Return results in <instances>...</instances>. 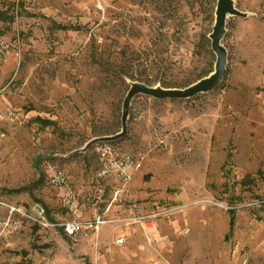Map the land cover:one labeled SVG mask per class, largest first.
Listing matches in <instances>:
<instances>
[{"label":"rangeland","instance_id":"374dc122","mask_svg":"<svg viewBox=\"0 0 264 264\" xmlns=\"http://www.w3.org/2000/svg\"><path fill=\"white\" fill-rule=\"evenodd\" d=\"M0 2L10 44L0 67V264H264V0H233L247 17L226 19V71L214 90L131 102L115 143L142 163L115 216L133 205L180 209L155 219L147 236L104 225L96 239L36 228L9 208L40 203L49 218L67 217L59 190L46 184L47 161L67 175L87 216L105 185L94 179L93 147L79 150L96 134L120 132L136 82L121 74L184 88L212 72L216 57L201 37L212 31L216 0ZM39 178L37 201L7 192Z\"/></svg>","mask_w":264,"mask_h":264},{"label":"built area","instance_id":"2783aa9c","mask_svg":"<svg viewBox=\"0 0 264 264\" xmlns=\"http://www.w3.org/2000/svg\"><path fill=\"white\" fill-rule=\"evenodd\" d=\"M1 9L2 3L0 2V11ZM9 50V42L0 33V67ZM92 151L98 163L94 179L98 184L104 183L105 186H97L98 195L91 200L94 210L91 217H81L79 196L73 191L69 178L59 167L52 166L47 161L42 162L46 184L59 190L62 207L67 217L60 220L49 218L46 208L40 203H33L28 208L11 206L10 214L20 216L40 229L58 230L66 237L81 235L94 236L96 239L104 225H118V227L126 228L138 226L146 233L154 228L155 219L180 209H171L166 213L165 211L145 213L139 206L133 205L126 210L124 216L111 214L113 207L118 203V196L128 188L141 168L142 160L131 153L123 152L115 142L98 143L93 146ZM109 187H113L114 190L109 201L103 202L101 198Z\"/></svg>","mask_w":264,"mask_h":264},{"label":"water","instance_id":"95a60500","mask_svg":"<svg viewBox=\"0 0 264 264\" xmlns=\"http://www.w3.org/2000/svg\"><path fill=\"white\" fill-rule=\"evenodd\" d=\"M227 17L246 18L247 14L238 11L233 0H216L214 10V23L211 33L207 36L210 48L216 57L213 71L205 78L198 80L183 89H165L159 85L149 87L138 82H130L123 102L121 112V130L113 136L96 137L90 140L79 152H86L98 143H112L122 139L127 133V120L131 102L137 96H146L156 100H189L199 94H206L214 90L223 80L227 64V52L221 45L225 34Z\"/></svg>","mask_w":264,"mask_h":264},{"label":"trees","instance_id":"16d2710c","mask_svg":"<svg viewBox=\"0 0 264 264\" xmlns=\"http://www.w3.org/2000/svg\"><path fill=\"white\" fill-rule=\"evenodd\" d=\"M59 28L61 29H64L62 28L61 26H58ZM209 35V34H208ZM201 45L202 47L206 50V48H208L209 46V40H208V37L207 35H202L201 37ZM206 53L209 54V50L206 51ZM211 73V70H207L206 72H204L199 78L198 80L202 79V78H205L207 77L209 74ZM121 75H124L126 76L128 79L132 80V81H136L138 83H142V84H145L146 86H149V87H153L152 85H150V82H147V81H142V80H133L132 76L129 75V74H121ZM197 80V81H198ZM196 81V82H197ZM195 83V82H194ZM191 84L193 83H190V84H187L186 86H184V88L190 86ZM159 86L162 87V88H165V89H183V88H179V87H176V86H173L171 84H168L166 82H159ZM42 123H44L46 126H49L52 124V122L50 121H47V120H41ZM119 132H110V131H104L102 133H99V134H96L95 137H103V136H113L115 134H117ZM263 181H264V176H263ZM41 182V178H39L36 182L32 183L31 185L29 186H23L21 188H18L16 190H11V191H7L8 193H11V194H19V193H28L30 195V197L33 199V201H37L33 198L32 196V192H33V189L35 187H37V185ZM47 210V209H46ZM48 212V211H47ZM233 224H234V216L231 214L230 215V227H229V233H231V231L233 230ZM38 228V227H36ZM62 234V232H61ZM64 235V234H63ZM65 236V235H64ZM21 254H25V252H21Z\"/></svg>","mask_w":264,"mask_h":264},{"label":"crops","instance_id":"0c3cea01","mask_svg":"<svg viewBox=\"0 0 264 264\" xmlns=\"http://www.w3.org/2000/svg\"><path fill=\"white\" fill-rule=\"evenodd\" d=\"M130 186H131V184H130ZM130 186H129L128 188H130ZM107 189H108V188H107ZM107 189H106V190H107ZM88 207H89L88 210H86V212H84L85 215H87V216H84V217H83L84 214H83V212H82V214H81V215H82V216H81L82 218H88V217H91V216L93 215V213H94L93 211H94V210H93L92 206L89 205ZM86 208H87V207H86ZM86 208H85V209H86ZM115 208L118 209V211L121 210V206H120L119 204H118V205H115V206L113 207L112 211H111V214H116V213L118 212L117 210L114 211ZM136 227H138V226H136ZM156 227H157V224H155V225H154V228H152L151 230H156ZM119 228H120V229H123V227H119ZM124 228L126 229V227H124ZM138 228H140V227H138ZM127 229H130V228L128 227ZM100 231H101V229H100ZM149 231H150V230H149ZM99 233H100V232H99ZM99 233H98V235H97V238H98V236H99ZM146 236H147V232H146Z\"/></svg>","mask_w":264,"mask_h":264}]
</instances>
